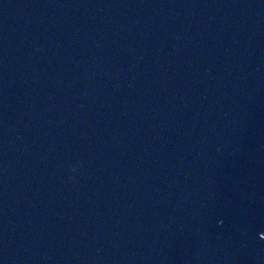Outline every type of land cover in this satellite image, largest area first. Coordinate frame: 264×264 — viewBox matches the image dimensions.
I'll return each mask as SVG.
<instances>
[{"label":"water","instance_id":"95a60500","mask_svg":"<svg viewBox=\"0 0 264 264\" xmlns=\"http://www.w3.org/2000/svg\"><path fill=\"white\" fill-rule=\"evenodd\" d=\"M0 264H264V0H0Z\"/></svg>","mask_w":264,"mask_h":264}]
</instances>
